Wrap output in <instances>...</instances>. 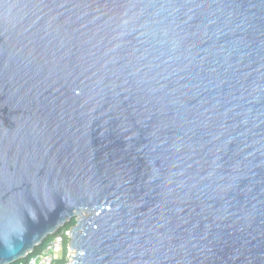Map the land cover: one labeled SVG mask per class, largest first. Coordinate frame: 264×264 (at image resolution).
<instances>
[{
	"label": "water",
	"instance_id": "obj_1",
	"mask_svg": "<svg viewBox=\"0 0 264 264\" xmlns=\"http://www.w3.org/2000/svg\"><path fill=\"white\" fill-rule=\"evenodd\" d=\"M76 217L67 264H264V0H0V264Z\"/></svg>",
	"mask_w": 264,
	"mask_h": 264
},
{
	"label": "built area",
	"instance_id": "obj_2",
	"mask_svg": "<svg viewBox=\"0 0 264 264\" xmlns=\"http://www.w3.org/2000/svg\"><path fill=\"white\" fill-rule=\"evenodd\" d=\"M74 219L77 220L78 217ZM71 229L72 227L68 228L66 226L60 228L56 233L48 237L41 247L34 249L32 253L13 264H54L63 255L65 247L67 248L66 257L71 261L72 255L74 254L73 252L71 255V251L73 250L70 248ZM47 241L48 243L46 244Z\"/></svg>",
	"mask_w": 264,
	"mask_h": 264
},
{
	"label": "trees",
	"instance_id": "obj_3",
	"mask_svg": "<svg viewBox=\"0 0 264 264\" xmlns=\"http://www.w3.org/2000/svg\"><path fill=\"white\" fill-rule=\"evenodd\" d=\"M76 224V219H72L70 222H68L65 226L66 227H72V226H74ZM48 239V238H47ZM46 241V240H45ZM66 253H67V248L65 247L64 248V251H63V255L59 258V259H57L55 262H54V264H66L67 262H68V259H67V257H66Z\"/></svg>",
	"mask_w": 264,
	"mask_h": 264
},
{
	"label": "rangeland",
	"instance_id": "obj_4",
	"mask_svg": "<svg viewBox=\"0 0 264 264\" xmlns=\"http://www.w3.org/2000/svg\"><path fill=\"white\" fill-rule=\"evenodd\" d=\"M47 243H48V241L46 242V244H47ZM72 254H73V251H71V255H72ZM71 255H70V257H71ZM70 257H69V258H70ZM69 261H70V259L68 260V262H69ZM68 262H67V263H68Z\"/></svg>",
	"mask_w": 264,
	"mask_h": 264
}]
</instances>
